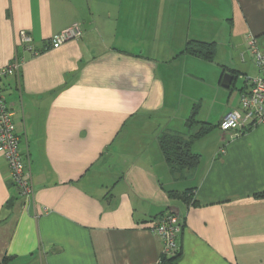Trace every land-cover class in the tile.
Instances as JSON below:
<instances>
[{
    "label": "crops",
    "instance_id": "crops-1",
    "mask_svg": "<svg viewBox=\"0 0 264 264\" xmlns=\"http://www.w3.org/2000/svg\"><path fill=\"white\" fill-rule=\"evenodd\" d=\"M74 24L79 36L49 46ZM248 35L264 55V0H0V68L24 57L0 92L33 186L21 195L0 155V264H157L150 226L168 212L177 264H264V123L219 128L258 74ZM189 39L214 41L213 62L181 52ZM200 99L213 107L198 116ZM194 101L210 128L191 142L198 164L174 171L157 137L197 132Z\"/></svg>",
    "mask_w": 264,
    "mask_h": 264
},
{
    "label": "built area",
    "instance_id": "built-area-1",
    "mask_svg": "<svg viewBox=\"0 0 264 264\" xmlns=\"http://www.w3.org/2000/svg\"><path fill=\"white\" fill-rule=\"evenodd\" d=\"M81 34L79 27L73 26L50 37V47H56L71 37ZM30 36L19 33V44L25 49L30 48ZM248 52L255 63L258 74L245 77V88L240 92L239 108L227 112L219 122L222 131H228L231 136H237L257 123H264V55L255 36L248 35ZM36 54V51H33ZM24 57L15 54L12 60L0 68V79L10 72H17ZM0 155L7 162L9 178L13 185L26 198L31 197L33 186L27 168V161L20 150L19 137L13 122V111L10 104L0 92ZM151 232L162 240V254L169 256L178 249V237L182 230V221L176 212H168L159 217L150 226Z\"/></svg>",
    "mask_w": 264,
    "mask_h": 264
},
{
    "label": "trees",
    "instance_id": "trees-1",
    "mask_svg": "<svg viewBox=\"0 0 264 264\" xmlns=\"http://www.w3.org/2000/svg\"><path fill=\"white\" fill-rule=\"evenodd\" d=\"M215 47L216 45L214 41L189 39L186 41L181 52L195 55L206 61H213L215 57ZM235 77L236 76L233 75V79ZM196 114L197 106L196 104H193L191 107V111L185 120V123L188 127L192 125H198V130L197 132L191 134L189 137H185L183 133L175 130L168 133H161L157 137V141L164 160L174 171L182 168L194 167L200 160L199 154L192 151L191 142L193 141V139L207 133L209 131L210 124L199 121L196 118ZM169 195L173 198H182L190 201L192 193L189 190L184 192L170 191ZM179 256L180 250L178 247V249L172 255L166 256L161 253L157 264H177ZM6 261L7 259L4 258V262Z\"/></svg>",
    "mask_w": 264,
    "mask_h": 264
},
{
    "label": "rangeland",
    "instance_id": "rangeland-1",
    "mask_svg": "<svg viewBox=\"0 0 264 264\" xmlns=\"http://www.w3.org/2000/svg\"><path fill=\"white\" fill-rule=\"evenodd\" d=\"M211 62H213V61H211ZM180 78L182 77L181 75L179 76ZM177 78V77H176ZM175 79V78H174ZM195 80H198L197 78H194ZM180 80V79H179ZM203 81H202V79L200 78V94H203L204 92V90H203ZM186 85V84H185ZM183 85V83L182 82H180L179 81V83H178V88H181V89H183L182 90V93L185 95L184 97H186V95L187 94H191V92L192 91H194V89H193V86H191V85ZM222 89H224V88H222ZM234 92H235V90H234ZM216 101V103H215V106H221V104H223L222 103V101L220 100V99H216L215 100ZM197 101H194V103L196 104V106H197V110L199 109V106H198V102L196 103ZM210 107H213V105H211L210 106V102H206V101H204L203 103H202V101H201V99H200V113H199V115L198 116H200L201 114H202V112L204 111H207V110H209V108ZM220 108V107H219Z\"/></svg>",
    "mask_w": 264,
    "mask_h": 264
},
{
    "label": "water",
    "instance_id": "water-1",
    "mask_svg": "<svg viewBox=\"0 0 264 264\" xmlns=\"http://www.w3.org/2000/svg\"><path fill=\"white\" fill-rule=\"evenodd\" d=\"M233 81V75L226 72L223 74L222 78H221V81H220V84L222 87L224 88H229L231 83Z\"/></svg>",
    "mask_w": 264,
    "mask_h": 264
}]
</instances>
